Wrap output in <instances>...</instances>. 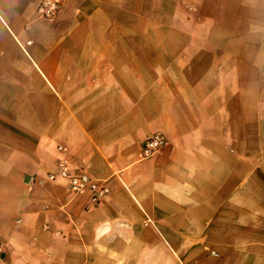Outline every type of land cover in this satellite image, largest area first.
Wrapping results in <instances>:
<instances>
[{"label": "crops", "instance_id": "1", "mask_svg": "<svg viewBox=\"0 0 264 264\" xmlns=\"http://www.w3.org/2000/svg\"><path fill=\"white\" fill-rule=\"evenodd\" d=\"M41 1L0 0V264H264L243 245L247 221L264 223V121L230 118L240 58L200 71L163 55L149 82L118 53L132 42L93 37L117 0H62L51 21ZM248 66L264 76V58ZM155 132L167 143L143 158ZM60 168L109 191L42 181Z\"/></svg>", "mask_w": 264, "mask_h": 264}, {"label": "rangeland", "instance_id": "2", "mask_svg": "<svg viewBox=\"0 0 264 264\" xmlns=\"http://www.w3.org/2000/svg\"><path fill=\"white\" fill-rule=\"evenodd\" d=\"M117 2V7L103 4L97 8L95 39L132 42L133 46L117 48L118 53L133 54L135 69L142 66L149 82L157 79L164 63L159 58L163 55L198 56L191 65L200 71L212 70L216 55L221 52L230 60L238 56L240 61L227 64L228 70L239 72L236 83L240 84V98L230 94V118L237 119L239 111L247 123H255L259 115L264 121V76H259L257 68L248 66V61L264 58V0ZM241 89H244V96ZM248 129L247 146L253 148L254 129L251 133ZM252 167L253 161H248L247 172ZM246 235L250 237L243 245L264 248V223L247 221Z\"/></svg>", "mask_w": 264, "mask_h": 264}, {"label": "built area", "instance_id": "3", "mask_svg": "<svg viewBox=\"0 0 264 264\" xmlns=\"http://www.w3.org/2000/svg\"><path fill=\"white\" fill-rule=\"evenodd\" d=\"M61 1L42 0L37 9L38 16L43 20H53L60 8ZM166 143L167 140L161 133L155 132L147 136L142 143L141 156L143 158L152 156ZM58 178L66 181L70 194L78 195L87 192L90 194L92 202H98L109 191L105 184L90 175L86 173H71L63 168L48 172L42 178V181L56 180Z\"/></svg>", "mask_w": 264, "mask_h": 264}]
</instances>
